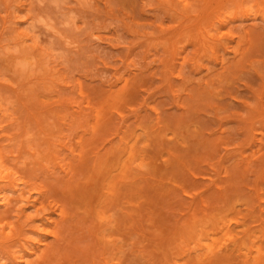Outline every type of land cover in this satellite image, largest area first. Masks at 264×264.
<instances>
[{"label":"rangeland","instance_id":"obj_1","mask_svg":"<svg viewBox=\"0 0 264 264\" xmlns=\"http://www.w3.org/2000/svg\"><path fill=\"white\" fill-rule=\"evenodd\" d=\"M0 162V264H264V0H0Z\"/></svg>","mask_w":264,"mask_h":264},{"label":"bare ground","instance_id":"obj_2","mask_svg":"<svg viewBox=\"0 0 264 264\" xmlns=\"http://www.w3.org/2000/svg\"><path fill=\"white\" fill-rule=\"evenodd\" d=\"M1 164H2V162H0V172H2L1 171ZM3 175V174H2ZM1 176V175H0ZM10 178V177H9ZM9 183V185H11L12 186V190L15 192V193H17V192H19V189L18 188H20V184L16 181V180H11L10 179V182H8ZM7 198L5 197V195L3 196V197H1V194H0V207H2L3 205H7ZM226 229V228H225ZM5 233V230L2 232H0V235H3ZM5 235V234H4ZM1 237H3V236H0V238ZM2 239V238H1ZM3 239H4V237H3ZM208 239V238H207ZM39 243H41V242H27L26 243V246L27 247H23L22 249H21V251H20V253H18L19 255L16 257H14V258H12L13 260H12V262H11V264H26L27 263V260L29 259V258H31L33 255L35 256L36 254H34V253H36L37 252V250H38V247L37 246H39ZM40 247V246H39ZM210 250V249H209ZM27 259V260H26ZM5 264H7V263H5Z\"/></svg>","mask_w":264,"mask_h":264}]
</instances>
